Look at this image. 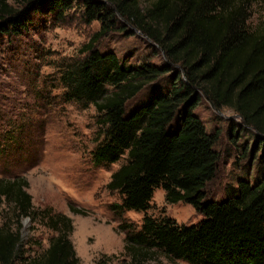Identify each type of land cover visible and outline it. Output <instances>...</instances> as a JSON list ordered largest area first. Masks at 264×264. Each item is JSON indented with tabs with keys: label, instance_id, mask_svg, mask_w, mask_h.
<instances>
[{
	"label": "trees",
	"instance_id": "1",
	"mask_svg": "<svg viewBox=\"0 0 264 264\" xmlns=\"http://www.w3.org/2000/svg\"><path fill=\"white\" fill-rule=\"evenodd\" d=\"M76 8L101 28L83 46L82 57L58 62L57 81L66 101L93 105L103 118L105 133L91 152L94 167L125 159L107 189L120 198L110 209L120 218L130 264L158 257L187 264H264V0H0V38L25 34L33 14L63 18ZM120 23L156 45L166 65H129L100 50L99 42ZM170 72L175 75L166 77ZM165 78L167 88L130 105ZM199 92L218 109L235 112L259 141V178L239 180L223 200L208 196L221 155L219 134L209 133L194 113ZM16 134L0 130V264H80L70 240L72 219L36 208L27 180L12 177L16 152L22 156L25 148ZM158 189L167 204L192 206L200 221L179 224L167 215H150ZM70 211L87 214L74 205ZM131 211L144 214L141 226L125 217ZM24 219L55 233L43 253L24 251Z\"/></svg>",
	"mask_w": 264,
	"mask_h": 264
},
{
	"label": "rangeland",
	"instance_id": "2",
	"mask_svg": "<svg viewBox=\"0 0 264 264\" xmlns=\"http://www.w3.org/2000/svg\"><path fill=\"white\" fill-rule=\"evenodd\" d=\"M44 12L33 14V25L20 37L0 38V130L18 133L16 136L25 147L22 156L16 152V167L13 172L10 170L12 177L19 175L27 180V191L36 208H52L72 219L74 231L70 240L80 264H130L124 253L126 235L119 230L120 218L110 209L120 198L107 189L112 174L125 159L109 167H94L91 152L105 133L103 118L93 105L83 107L66 101L65 88L57 81L58 62L61 65L63 60L82 57L83 46L100 31L101 24L88 22L79 8L63 18ZM259 13L254 14L255 24ZM116 27L99 42L100 50L115 53L129 65H166L164 54L147 37L126 23ZM171 74L175 75L170 72L166 77ZM168 83L165 78L148 86L130 105L143 101L148 93L163 89ZM198 95L195 115L209 133L219 134L217 150L221 159L218 174L208 186V196L223 200L226 190L235 187L239 180L254 182L259 178V141L256 131L247 127L235 112L218 109L203 92ZM70 205L87 214H73ZM152 205L150 215H167L179 224L197 223L202 218L190 205L167 204L161 189L156 190ZM125 217L141 226L144 214L131 211ZM22 224L24 251L31 256L43 253L55 233L29 219L22 220ZM148 264L187 263L158 257Z\"/></svg>",
	"mask_w": 264,
	"mask_h": 264
},
{
	"label": "water",
	"instance_id": "3",
	"mask_svg": "<svg viewBox=\"0 0 264 264\" xmlns=\"http://www.w3.org/2000/svg\"><path fill=\"white\" fill-rule=\"evenodd\" d=\"M28 221V220H27Z\"/></svg>",
	"mask_w": 264,
	"mask_h": 264
}]
</instances>
